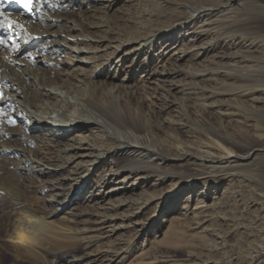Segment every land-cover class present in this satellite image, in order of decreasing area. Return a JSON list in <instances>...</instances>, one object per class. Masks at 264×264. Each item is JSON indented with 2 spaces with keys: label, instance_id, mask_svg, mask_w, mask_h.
Here are the masks:
<instances>
[{
  "label": "rangeland",
  "instance_id": "rangeland-1",
  "mask_svg": "<svg viewBox=\"0 0 264 264\" xmlns=\"http://www.w3.org/2000/svg\"><path fill=\"white\" fill-rule=\"evenodd\" d=\"M200 2L203 0H119L105 7L103 0H89L87 14H91L92 22L108 27L91 30L90 36L100 43L106 44L113 38L138 37L146 32H149L146 35L154 32L153 35L174 37L173 46L165 49L157 38L152 42L153 47L162 50L155 58L157 65L168 69L173 64L183 69L171 78L173 91L153 93L154 86L147 88L141 78L134 81L139 84L132 86L131 100L121 95L124 91H116L108 97H113L109 99L113 102L116 95H121L120 102L125 101L123 107L145 122V136L162 154L173 159L164 167L167 173H154L147 181L140 179L143 173L121 174L114 184L137 183L136 188L110 193L104 204H95L88 196L89 191L96 193L101 178L127 162L124 155L105 152L103 161L79 170L83 173L82 180L93 188L79 195L75 204L69 203L73 209L66 215L68 218H61L64 213L54 218L55 226L72 231L71 235L61 234L56 240L50 237V246L56 248L54 254L41 260L33 254L23 256L24 249L7 241L0 246V264H64L72 257L81 258V264H264V255L258 254L264 245V120L249 114L251 110L264 111V80H241L244 68L263 65L264 14L257 3L245 8L235 7L229 18L235 22L236 29L231 35L225 34L227 28L222 16L211 18L208 26H203L206 31L200 38L204 44L211 43V51L196 57V51H185V44L188 35L199 28L200 20L190 22L189 28H182L181 35L175 36L178 30L175 19L183 13L178 4ZM185 31L189 32L185 34ZM182 51L187 55L174 62L176 53ZM227 62L238 69L235 74L219 69L218 66ZM90 65V62L83 63L86 71L82 74L90 73ZM210 68L203 77L187 73ZM91 78L95 80L97 76ZM108 83L116 84L111 80H107ZM256 98H262L263 103L251 106L250 100ZM220 110L228 114L221 115ZM81 134L88 135L87 142L95 147L111 146L104 134L95 129L81 131ZM225 137L235 139L236 143L227 142ZM210 142L239 154L248 146L262 150L255 152L254 158L228 161L223 165L183 161L179 166L175 158L181 151L207 150ZM97 152L92 149L89 153ZM88 161L84 160L86 164ZM194 170L228 175L219 182L181 180L183 173ZM36 182L38 187L39 182ZM75 183L76 180H71L61 185L68 188ZM46 186L28 190L34 197L30 206L36 205L45 213L51 209L49 199L57 193ZM111 186L109 184L107 190ZM0 218L3 219L0 222L2 236L8 228V220L2 214ZM114 226L118 229L112 231ZM111 250L118 254L108 260Z\"/></svg>",
  "mask_w": 264,
  "mask_h": 264
},
{
  "label": "bare ground",
  "instance_id": "bare-ground-1",
  "mask_svg": "<svg viewBox=\"0 0 264 264\" xmlns=\"http://www.w3.org/2000/svg\"><path fill=\"white\" fill-rule=\"evenodd\" d=\"M103 1L107 7L117 4L119 0ZM255 3L264 14V0H226L225 3L203 0L199 4H178L179 10L183 13L175 19L178 26L175 36L181 35L182 28H189L187 25L190 22L200 20L199 28L196 27L197 29L195 28L186 39L185 51H196L194 53L196 57L207 55L211 51V43L204 44L205 42L200 41L206 31V27L203 26H208L211 18L214 20L222 16L227 28L225 34H232L236 30L235 22L229 18L235 7L245 8ZM88 5L89 0H37L31 14L19 10L13 17L24 25V31L21 33L23 38L19 45L6 42L0 47V91L4 93L3 103L0 104L3 109L0 112V217L2 214L8 220L6 232L0 235L2 240L0 246L5 245L9 234L22 222L21 212H29L41 220V223L27 224V227L39 232L40 243L19 249L25 250L21 255L33 254L34 258L37 257L39 260L55 252L56 248L49 244L51 236L55 239L61 234L66 236L72 234L69 229L55 226L57 224L53 223L54 218L62 213L64 214L61 218H65L73 209V207L70 209V205L76 203L79 195L93 188L82 180L83 173L79 172L80 169H89L90 164L103 161L105 152L124 155L127 158L125 164L107 177L101 178L100 187L104 189L101 190L99 187L94 194L93 190L89 191L88 196H91L92 202L104 204L103 201L110 193L136 188L137 183L130 185L121 183L120 186L114 184L121 174L143 173L140 179L146 180L154 173H167L164 167L169 164V159H173L162 154L159 148L151 143L145 136V122L135 118L123 107L125 101L121 103L120 99L123 95L125 99L131 100L132 86L138 83L134 81L141 78L147 88L154 86L153 93L160 95L161 90L173 91L174 83L171 78L179 72L182 73L183 69L173 64L168 69L157 65L155 58L162 50L153 47L152 42L157 38L161 47L165 49L171 47L174 37L153 35L154 32L146 35L149 33L146 32L138 37H128L124 40L113 38L106 44L100 43L99 39L90 36L91 30L108 27L105 24L98 26L92 22L89 17L91 14H87ZM17 31L19 32V29ZM188 32L185 31V34ZM186 55L183 51L177 52L174 62L183 60ZM85 62L91 63L90 73L87 75L82 74L86 71L83 70L86 68L83 67ZM218 67L226 74H235L238 70L229 62ZM211 69H194L188 70L187 73L203 77ZM92 76L97 78L93 80ZM241 77V80L246 82L264 80V62L259 68H244ZM107 80L115 81L116 84L108 85ZM116 91L124 93L116 95L113 102L109 101L113 97H108ZM261 99L250 100L252 102L250 105L263 103ZM219 113L224 116L228 114L224 111ZM249 114L264 120V111L251 110ZM89 129L104 134L105 140L109 141L111 146L100 145L101 148H98L89 144L88 135L81 134V131ZM64 140L67 143H64ZM225 140L235 142L231 137H225ZM51 143L53 145H50ZM92 149L99 152L90 154ZM260 150L262 149L248 146L239 154L219 143L210 142L207 150L181 151L180 156H176L175 159L179 161V166H182L183 161L195 164L207 162L210 166H215L228 161L254 158V153ZM86 159L89 160L87 164L84 162ZM162 168L165 171L161 170ZM185 170L187 169L184 168ZM200 171L183 173L181 180L219 182L228 175ZM35 180L40 183L36 182L38 187L35 186ZM71 180H76L77 183L68 188L61 185ZM45 184L49 190L57 191L49 199L52 205L50 211L46 213L40 212L42 209L36 205L30 206L33 203L31 198L34 197L28 191L36 188L40 190ZM109 184L112 186L107 190ZM71 202L72 204H69ZM102 207L104 209V206ZM2 220L0 218V222ZM115 229L118 227L114 226L112 231ZM117 254L115 250H111L108 260H112ZM258 254L260 257L264 255V245L260 247ZM79 259L81 258L72 257L64 261V264H81Z\"/></svg>",
  "mask_w": 264,
  "mask_h": 264
},
{
  "label": "snow or ice",
  "instance_id": "snow-or-ice-1",
  "mask_svg": "<svg viewBox=\"0 0 264 264\" xmlns=\"http://www.w3.org/2000/svg\"><path fill=\"white\" fill-rule=\"evenodd\" d=\"M37 0H0V32L3 35H0V47H2L6 42L8 44L19 45L22 40L21 33L24 31V25L13 18V13L9 12V8L12 5L16 7L22 13L31 14L36 6ZM19 29V32L17 31ZM19 58V52L18 57ZM4 93L0 91V104L3 103ZM3 109L0 107V112Z\"/></svg>",
  "mask_w": 264,
  "mask_h": 264
},
{
  "label": "clouds",
  "instance_id": "clouds-1",
  "mask_svg": "<svg viewBox=\"0 0 264 264\" xmlns=\"http://www.w3.org/2000/svg\"><path fill=\"white\" fill-rule=\"evenodd\" d=\"M19 223L8 236V241L22 248H29L40 243V234L34 229L27 227L28 223H41L39 217L29 212H21ZM26 222V223H25Z\"/></svg>",
  "mask_w": 264,
  "mask_h": 264
}]
</instances>
